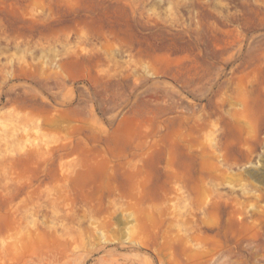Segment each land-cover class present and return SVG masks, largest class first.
Listing matches in <instances>:
<instances>
[{
	"label": "rangeland",
	"instance_id": "rangeland-1",
	"mask_svg": "<svg viewBox=\"0 0 264 264\" xmlns=\"http://www.w3.org/2000/svg\"><path fill=\"white\" fill-rule=\"evenodd\" d=\"M0 264H264V0H0Z\"/></svg>",
	"mask_w": 264,
	"mask_h": 264
}]
</instances>
